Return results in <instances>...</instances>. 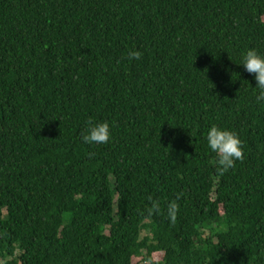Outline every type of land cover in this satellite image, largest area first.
<instances>
[{"label": "trees", "instance_id": "16d2710c", "mask_svg": "<svg viewBox=\"0 0 264 264\" xmlns=\"http://www.w3.org/2000/svg\"><path fill=\"white\" fill-rule=\"evenodd\" d=\"M249 49L264 0H0V264H264ZM213 126L242 144L223 174Z\"/></svg>", "mask_w": 264, "mask_h": 264}, {"label": "clouds", "instance_id": "9594fccd", "mask_svg": "<svg viewBox=\"0 0 264 264\" xmlns=\"http://www.w3.org/2000/svg\"><path fill=\"white\" fill-rule=\"evenodd\" d=\"M142 53L133 51L129 53V59L139 60ZM242 66L255 81V88L259 90L256 96L258 103L264 102V56L258 54L255 49H249L242 54ZM110 124L108 122H92L82 135L85 144H106L111 140ZM207 146L211 152L216 154L218 171L223 174L234 167L236 161L243 159L242 144L238 136L229 130L216 126L207 132ZM159 211L158 205L153 203L149 211ZM178 205L173 202L169 205V218L175 222Z\"/></svg>", "mask_w": 264, "mask_h": 264}, {"label": "rangeland", "instance_id": "374dc122", "mask_svg": "<svg viewBox=\"0 0 264 264\" xmlns=\"http://www.w3.org/2000/svg\"><path fill=\"white\" fill-rule=\"evenodd\" d=\"M215 231V227H213V231L211 233H213ZM207 234H208V231H207ZM137 264H148V263H140L138 262Z\"/></svg>", "mask_w": 264, "mask_h": 264}]
</instances>
